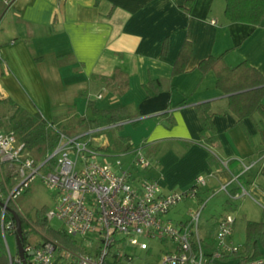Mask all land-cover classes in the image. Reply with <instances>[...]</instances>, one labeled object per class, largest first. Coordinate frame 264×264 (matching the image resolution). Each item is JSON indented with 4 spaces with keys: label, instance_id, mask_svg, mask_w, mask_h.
Returning a JSON list of instances; mask_svg holds the SVG:
<instances>
[{
    "label": "crops",
    "instance_id": "1",
    "mask_svg": "<svg viewBox=\"0 0 264 264\" xmlns=\"http://www.w3.org/2000/svg\"><path fill=\"white\" fill-rule=\"evenodd\" d=\"M226 1L194 0L188 12L186 0H0V99L11 98L31 113L39 109L49 120L93 118L90 99L99 108L127 106L138 138L125 130L127 121L118 130L129 138H123L127 165L141 146L153 161L141 169L143 176L169 192L190 188L202 173L206 198L224 191V183L233 195L240 192L239 175L248 192L233 197L226 191L228 202L235 201L245 227L247 220L264 221V113L240 124L214 70L198 68L202 59L223 54L230 66L247 60L264 74V25L228 19ZM187 38L193 45L187 70L173 74ZM118 66L129 75L123 94L107 90L102 79ZM151 78L161 81V91ZM207 100L213 103L222 168L209 163L210 149L199 142L203 125L195 105ZM91 127L82 124L78 132ZM102 135L95 142L105 148L109 139ZM184 140L194 143L186 147ZM127 142L133 147L126 149ZM232 238L244 242L234 233Z\"/></svg>",
    "mask_w": 264,
    "mask_h": 264
},
{
    "label": "built area",
    "instance_id": "2",
    "mask_svg": "<svg viewBox=\"0 0 264 264\" xmlns=\"http://www.w3.org/2000/svg\"><path fill=\"white\" fill-rule=\"evenodd\" d=\"M13 1L5 0L7 4ZM126 121L97 125L73 134L58 129L56 146L41 157L30 151L14 131L0 129V199L3 201L0 207L4 235L7 228L16 226V222L5 220L8 203L15 201L40 175L57 195L55 207L46 212L48 220L60 219L67 234L83 241L76 239L79 249L63 246L51 238L28 243L24 249L33 252L34 264H127L133 256L126 248L148 249L146 238L152 237L170 238L173 242L156 264H263L264 256L247 262L234 257L241 245L232 238L236 221L232 212L218 217L214 229L201 234L200 219L208 199L201 197L207 185L204 174H199L186 190L163 192L157 179L141 173V169L153 164L141 146L132 150L133 158L127 165L122 156L130 151L114 154L96 145L95 140L103 137L98 132ZM244 166L248 169L251 164ZM235 180L240 192L233 195L228 183L220 189L233 197L246 194L248 190L239 175ZM184 199L197 202L190 215L176 221L168 217L171 208ZM4 242L11 252L6 237ZM115 244L119 247L112 252Z\"/></svg>",
    "mask_w": 264,
    "mask_h": 264
},
{
    "label": "trees",
    "instance_id": "3",
    "mask_svg": "<svg viewBox=\"0 0 264 264\" xmlns=\"http://www.w3.org/2000/svg\"><path fill=\"white\" fill-rule=\"evenodd\" d=\"M193 3L194 0H186L185 7L188 12L191 11ZM225 13L232 21L264 25V0H227ZM167 48L168 41L166 40L163 51L165 52ZM192 50V42L187 38L173 65V74L187 70ZM198 68L203 72L214 70L217 75V86L228 94V107L240 124L245 117L253 116L256 112L264 113L261 108L264 97V74L249 61L243 60L235 66H230L226 63L223 54L210 55L199 62ZM102 79L105 81L106 89L115 94H123L129 88V75L119 66L114 69L112 74L102 76ZM149 83L156 92L162 90V83L159 79L151 78ZM2 104L11 105L13 112L6 117L0 109V128L14 131L18 138L25 142L28 149L40 157L54 149L60 136L58 129H61L54 120L46 118L39 109L34 113L29 112L11 98H1L0 108ZM88 105L92 109L94 117H80L79 122L82 124L97 126L101 125L102 121L110 124L130 118V109L127 106L99 108L92 99L88 101ZM195 106L203 125L199 142L210 149L209 163L222 168L225 163L218 153L220 144L213 120V103L211 100H207L199 102ZM122 125L120 124L118 127L121 128ZM122 138L129 140L126 136ZM193 143L194 141L184 140L186 147ZM132 147L133 145L127 142L126 149ZM233 162V160H229L227 165L231 166ZM48 209V206H42L33 216L20 211L17 204L10 201L4 216L5 220H12L15 223L13 212L19 213L23 229L21 238L23 246L28 243H38L43 238H51L63 246L81 248L79 242L65 230L56 229L50 225L46 216ZM13 231L16 234V226ZM208 245L213 246V242L208 241ZM258 256H264V221L247 220L245 241L234 257L239 258L241 262H247ZM26 257L30 264H34L31 261V254L26 252ZM18 258V247L15 252L12 250L9 252L4 239L0 237V264H23Z\"/></svg>",
    "mask_w": 264,
    "mask_h": 264
},
{
    "label": "rangeland",
    "instance_id": "4",
    "mask_svg": "<svg viewBox=\"0 0 264 264\" xmlns=\"http://www.w3.org/2000/svg\"><path fill=\"white\" fill-rule=\"evenodd\" d=\"M1 112L5 116H10L13 112V107L9 104L1 105ZM56 125L65 130L69 134L78 132L79 128L82 126V123L79 122V117L72 115L70 117H64L59 119H54ZM125 130L137 138L136 134L133 132V123L130 121L126 122ZM86 126V124H84ZM1 130H7L6 128H0ZM120 127L113 126L109 127L103 131L98 132L97 134L103 133L105 137L109 139V145L103 147L102 142H95L97 146L101 147L107 152L120 154L125 150V141L118 134ZM120 133V132H119ZM139 137V136H138ZM141 137V136H140ZM138 139V138H137ZM146 153V150H143ZM34 153V152H33ZM36 156H39L37 153H34ZM123 160L126 161L127 156H122ZM210 195L204 197L207 199V204L202 210L201 219H200V232L202 235L205 234V231L209 228L214 229L215 223L218 217L222 216L227 212H232L238 216V222L234 231V237L237 241H245L246 237V227L244 226V217L238 214V210L235 201L230 204L227 199L225 191L217 192L215 194L210 193ZM204 199V200H205ZM14 201V200H13ZM57 195L55 190L47 187L40 175H38L30 184V186L23 192H21L15 199V203L21 209L22 212L35 215L36 211L42 206H48L53 208L56 205ZM197 202L192 199H184L179 202L177 205L173 206L168 213V217L173 220L187 218L190 215V209H195ZM49 223L52 227L56 229H63V223L58 218H53L49 220ZM15 228H7L5 230L6 235L3 233L2 228V211L0 207V237L8 242V245L12 251L15 252L17 243H16V234L14 233ZM75 239L83 241V238L76 237ZM149 242L150 247L148 249H143L138 246H129L126 249L133 256V259L127 264H156L161 260L163 253L169 251L173 242L170 238L161 239V238H146ZM119 247V244L112 246V252L116 251Z\"/></svg>",
    "mask_w": 264,
    "mask_h": 264
},
{
    "label": "water",
    "instance_id": "5",
    "mask_svg": "<svg viewBox=\"0 0 264 264\" xmlns=\"http://www.w3.org/2000/svg\"><path fill=\"white\" fill-rule=\"evenodd\" d=\"M3 204V201L0 199V205ZM13 215L15 217L16 221V243L18 247V256L23 264H30L29 261L27 260L26 257V251L24 249V246L21 242V238L23 235V229H22V222H21V217L18 212L14 211ZM29 254H33L32 251L28 252Z\"/></svg>",
    "mask_w": 264,
    "mask_h": 264
}]
</instances>
